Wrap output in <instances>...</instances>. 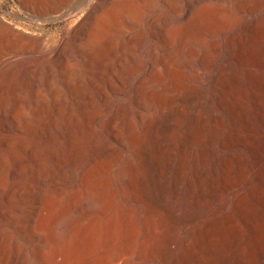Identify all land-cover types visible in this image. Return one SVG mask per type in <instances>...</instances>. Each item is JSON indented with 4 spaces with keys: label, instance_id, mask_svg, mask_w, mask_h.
<instances>
[{
    "label": "bare ground",
    "instance_id": "obj_1",
    "mask_svg": "<svg viewBox=\"0 0 264 264\" xmlns=\"http://www.w3.org/2000/svg\"><path fill=\"white\" fill-rule=\"evenodd\" d=\"M27 1L43 11L54 4ZM57 1L66 10L35 21L77 16L92 3L64 38L0 20V264H238L243 249L250 264H264V45L251 43L264 31V0H228L230 10L142 0L131 8L140 18L143 5L151 8L147 34L139 21L119 73L90 74L87 84L72 79L80 68L68 59L78 52L99 66L109 23L130 6ZM210 19L216 40L192 48L193 30ZM9 54L22 55L26 76L43 72L52 89V71L62 68L67 92L37 93L26 115L18 67L3 65ZM226 122L227 151L238 141L250 154L223 160L221 181L233 190L203 210L194 190L209 181L200 180L209 143Z\"/></svg>",
    "mask_w": 264,
    "mask_h": 264
},
{
    "label": "rangeland",
    "instance_id": "obj_2",
    "mask_svg": "<svg viewBox=\"0 0 264 264\" xmlns=\"http://www.w3.org/2000/svg\"><path fill=\"white\" fill-rule=\"evenodd\" d=\"M125 1H128L127 4L130 6V9L120 8L121 11H119V13L117 14V18H118L117 22L109 23L110 29L108 30L107 35H109L112 39L111 41H106L102 43L103 47L102 46L101 47L104 48V54L101 57V62L99 66L95 65L92 67H88L85 63V60L83 59L82 53H78V52H74L73 56H71L68 59L69 60L68 62L71 66H78L80 68L78 69V71L77 70L72 71V79L74 81H78V80L84 81L87 84L88 78L91 77L90 74L113 77L114 74L119 73L122 65L124 64V61L130 57V53L128 52L127 49L128 44L130 42L129 38L134 33L136 34V32L139 30V28L137 27L139 21L140 22L142 21L141 27L147 34L149 20L151 18V8L149 6L143 5L144 16L143 18H140L136 14L135 7L133 8L131 7L135 5H142V0H125ZM227 1L228 0H197L196 5L198 7H201L203 4L204 5L207 4L210 6H221L223 9L228 8L230 10L232 8L230 7L231 5L227 3ZM57 3L58 1L54 0V4H55V5L53 4L54 6L52 4L48 5L50 8L46 6V10L44 9V11H48L50 14L44 17L45 16L44 11L40 10L36 5L29 4L27 0H0V20L7 24L19 25L21 27L20 31L28 34H32V35L43 34L45 36L47 35L49 36L52 33L59 35L58 37L60 38H64L65 36L64 28L65 27L67 28L71 23L73 24L75 20L79 18L81 20L84 19V17L88 14L89 10L91 9L92 3L89 4L88 7L84 8L82 14H79L77 16L71 15L65 18L64 20H59V21H57L58 20L57 18L42 23H37L35 21L36 19H40V18L57 17L60 14V12H62V10L63 11L66 10L65 6L56 5ZM166 10L167 9L165 6L160 7V11H166ZM26 14H28V16ZM30 19L34 22H32ZM211 21L214 23L210 24ZM206 23L203 22L204 27L195 28L193 30L194 31L192 32L193 39L190 40V42H192L191 46L193 45L192 48H195L194 46L196 45L204 46L216 40L215 38H213L214 33L212 34L211 31H207L206 29L208 26L213 27L215 25H218V23L211 19L210 21H206ZM197 34H199L200 37ZM251 43L258 46L264 45V31L263 33L260 34V36L258 35L257 38L252 40ZM148 46H149V42L147 43L146 47ZM177 46L179 47V43H177ZM143 59H145V57ZM33 60L37 61V59H33ZM24 62L26 61L22 59V55L20 54L19 55L9 54L8 56H5L3 58L4 66L16 64V66L18 67V69L16 68V70L18 71L17 77L19 78L18 79L19 85L17 87L18 90L16 93L17 95L16 97L18 98V105H21L24 113L31 117L32 116L31 110L34 108L35 101H37V97H36L37 93L50 95L51 90L53 91L63 90L67 92V87L63 85L64 75L62 68L55 67L52 71V76H51V80L53 82V89H52L51 87L49 88L46 86L45 84L46 76L43 72L39 71L38 73H35L33 75L30 74L26 76L24 70L20 69L19 68L20 65L17 64ZM75 75H77V77ZM82 77L83 79H80ZM247 92H249V88H247ZM248 118L251 120V122L254 123L257 129L260 128V122L255 107L251 106L249 108ZM23 122L24 121L22 120V123ZM230 130H231V125L229 122H226L225 127L220 132H218L217 134H213V140L209 143V150L207 152L209 163H207L206 166L207 169L201 175V179H200L202 181L203 179L209 176L208 179L209 181L207 182V184L204 183V185L201 188H197L196 186L194 190V196L197 200H199V204H200V206L197 207H199L200 209L205 210L204 207L205 208L217 207L218 205H220L221 202L224 201V199H226L229 193L233 190V186L224 185L221 181V177H222L221 163L223 162V160L229 157L228 156L229 153L235 155L242 152L245 153L247 156H249L250 154L248 149L246 148V145H243L238 141L235 143V146L232 149H230L229 152L227 151V148L225 147V141L227 139V135L229 134ZM213 131H214L213 127L209 126L207 130L202 134V137L207 138V136L212 134ZM244 167L248 168L249 166L246 163ZM231 176L236 184H240L243 173L238 172V170L235 169ZM10 230L13 231L12 228H10ZM181 233L184 234L185 230L183 229ZM19 242L21 243V240ZM140 251L141 249L139 248L137 253L138 255L140 254ZM136 262H138V260ZM157 263L164 264L161 260H159ZM136 264H148V261L142 260ZM238 264H250V258L248 256L247 250L243 249L242 252L240 253V260Z\"/></svg>",
    "mask_w": 264,
    "mask_h": 264
}]
</instances>
